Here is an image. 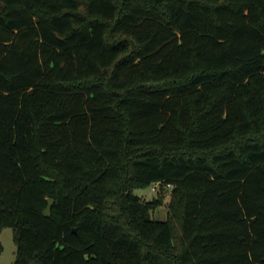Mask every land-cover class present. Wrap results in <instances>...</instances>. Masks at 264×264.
<instances>
[{
    "label": "trees",
    "instance_id": "1",
    "mask_svg": "<svg viewBox=\"0 0 264 264\" xmlns=\"http://www.w3.org/2000/svg\"><path fill=\"white\" fill-rule=\"evenodd\" d=\"M260 133L264 0H0L13 264H264Z\"/></svg>",
    "mask_w": 264,
    "mask_h": 264
},
{
    "label": "rangeland",
    "instance_id": "2",
    "mask_svg": "<svg viewBox=\"0 0 264 264\" xmlns=\"http://www.w3.org/2000/svg\"><path fill=\"white\" fill-rule=\"evenodd\" d=\"M255 139L262 140L264 136L260 134L252 135ZM242 139H237L232 144L238 145ZM135 193L142 195L145 199L162 197L163 203L152 208L153 217L165 219L168 215V201L170 198V187H163L160 183H153L135 188ZM0 264H13L16 259V243L12 227L0 229Z\"/></svg>",
    "mask_w": 264,
    "mask_h": 264
},
{
    "label": "water",
    "instance_id": "3",
    "mask_svg": "<svg viewBox=\"0 0 264 264\" xmlns=\"http://www.w3.org/2000/svg\"><path fill=\"white\" fill-rule=\"evenodd\" d=\"M54 199L50 198L47 207L44 209V214L45 215H50L51 214V205L53 203Z\"/></svg>",
    "mask_w": 264,
    "mask_h": 264
}]
</instances>
